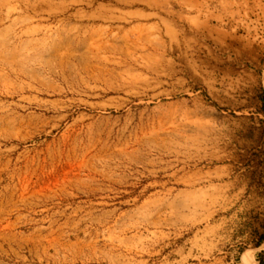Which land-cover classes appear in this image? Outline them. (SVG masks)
Listing matches in <instances>:
<instances>
[{
	"label": "rangeland",
	"instance_id": "1",
	"mask_svg": "<svg viewBox=\"0 0 264 264\" xmlns=\"http://www.w3.org/2000/svg\"><path fill=\"white\" fill-rule=\"evenodd\" d=\"M100 36L192 112L68 146L66 127L0 122V264H261L264 0H0V120L34 112L10 94L14 57L82 60ZM140 240L160 254L130 253Z\"/></svg>",
	"mask_w": 264,
	"mask_h": 264
},
{
	"label": "bare ground",
	"instance_id": "2",
	"mask_svg": "<svg viewBox=\"0 0 264 264\" xmlns=\"http://www.w3.org/2000/svg\"><path fill=\"white\" fill-rule=\"evenodd\" d=\"M92 41L88 47L90 55L82 60L70 51L49 56L48 51L39 48V45L32 55L14 57V92L10 94L14 99H19L15 107L34 112L28 117L14 115L0 122L14 127H24L25 123L32 121L40 122L46 135L66 127L61 144L68 146L77 143L83 134L98 138H112L116 134L123 136L131 128L143 127L151 121H168L192 112L188 100H181L183 93L163 89L162 75L155 69L147 73L137 72V60L133 52L110 48L101 36ZM144 51L148 53L149 59L152 55L149 49ZM2 60L5 65L10 64L6 58ZM9 83L5 80L6 88L10 86ZM87 158L88 154L84 153L79 160L67 161L66 165L82 168L87 166ZM57 160L60 161L59 157ZM162 243L161 252H164L170 243L166 239ZM151 248L144 240L129 248V251L140 257H156L160 254ZM190 260L191 256H185L177 264H188ZM140 264L149 263L144 261Z\"/></svg>",
	"mask_w": 264,
	"mask_h": 264
},
{
	"label": "trees",
	"instance_id": "3",
	"mask_svg": "<svg viewBox=\"0 0 264 264\" xmlns=\"http://www.w3.org/2000/svg\"><path fill=\"white\" fill-rule=\"evenodd\" d=\"M262 243H264V237L262 239ZM261 264H264V261H261Z\"/></svg>",
	"mask_w": 264,
	"mask_h": 264
}]
</instances>
